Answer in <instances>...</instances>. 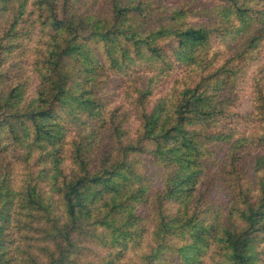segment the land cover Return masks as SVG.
Wrapping results in <instances>:
<instances>
[{
	"label": "trees",
	"instance_id": "obj_1",
	"mask_svg": "<svg viewBox=\"0 0 264 264\" xmlns=\"http://www.w3.org/2000/svg\"><path fill=\"white\" fill-rule=\"evenodd\" d=\"M193 3L0 0V264H264V0Z\"/></svg>",
	"mask_w": 264,
	"mask_h": 264
},
{
	"label": "rangeland",
	"instance_id": "obj_2",
	"mask_svg": "<svg viewBox=\"0 0 264 264\" xmlns=\"http://www.w3.org/2000/svg\"><path fill=\"white\" fill-rule=\"evenodd\" d=\"M193 5H202V0H193ZM246 81H243L241 85L243 89H241V95L239 96L238 100L236 101L235 109L239 112H245L246 110L250 109L251 106V93L249 92L248 88H246ZM249 85V83H247ZM256 124V121H254ZM243 125H239L242 127ZM211 173L215 174L217 177L210 183V190L211 196L216 198L217 202H224L226 200V192L223 188L221 177L222 173L220 172V165L217 163L215 167H213ZM219 175V176H218Z\"/></svg>",
	"mask_w": 264,
	"mask_h": 264
}]
</instances>
